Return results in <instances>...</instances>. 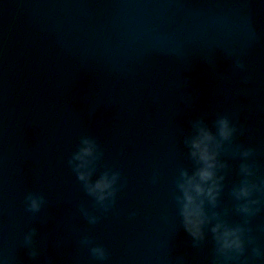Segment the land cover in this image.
<instances>
[{
	"label": "water",
	"instance_id": "obj_1",
	"mask_svg": "<svg viewBox=\"0 0 264 264\" xmlns=\"http://www.w3.org/2000/svg\"><path fill=\"white\" fill-rule=\"evenodd\" d=\"M6 1L0 0V9L6 10H0V94L10 103V88L26 90V101L13 100L17 112L41 106L36 104V94L43 98L51 87L55 90L58 81L67 86L77 80L76 74L93 78L101 66V77L113 86L118 99L174 108L166 119L169 129L193 134V123L200 115L209 119L204 125L213 134L221 117L264 121V0H41L47 4L36 14L34 1L40 0H15L28 10L18 15L7 12ZM14 10L18 12L20 7ZM13 16L19 18L6 29ZM84 43L88 55L95 57V70L78 68L72 61V52H79ZM38 47L45 49L41 69L33 63ZM60 49L65 54L58 60L55 54ZM95 105L99 115L93 120L76 112L53 114L50 122H44L51 133L37 138V144L25 135L34 124L28 123L31 118L18 123L23 132L19 137L24 140L19 149L22 163L14 173L17 180L6 177L5 185L7 190L8 184L16 185L18 193L2 192L3 214L16 218L13 225L0 223V241L15 238L16 230L24 239L28 227L35 229L37 213L28 212L24 202V208L20 207L17 197L22 183H29V173L44 171L46 162L36 157L45 154L52 158L50 164L58 176L77 183L74 202L80 208L63 203L60 214H55H59L56 221L61 226L72 222L78 229H87L86 238L93 243L77 257L79 264H264V255L258 259L251 254L254 240H264V166L260 165H264V145L253 148L250 140L256 132L263 133L239 125L238 137L232 124L236 128L233 137L221 142L218 163L223 167L217 169V178L223 177L221 192L214 206L205 201L208 241L197 245L184 230L176 201L181 195L176 187L181 172L191 176L196 168L185 141L169 142L162 137L160 126L140 117L139 108L133 112L122 106L108 116ZM181 112L186 114L185 120L180 118ZM3 115L0 111V119ZM114 115L125 123L114 124ZM133 119L136 125L131 123ZM55 136L61 144L55 142ZM84 138L99 146L91 181L106 172L120 174L114 203L106 211L88 194L69 164ZM55 145L61 152L69 150L68 162L55 157ZM246 151L251 153L247 157L243 155ZM242 166L251 175H245ZM245 181L256 187L250 197L237 200L234 191ZM245 206L251 214L240 210ZM76 210L80 214H72ZM89 217H96L97 222L90 223ZM52 218L54 214L49 213L46 220ZM217 223L244 229L249 252L239 255V261L231 260L234 253L219 254L216 240H209ZM97 245L107 250L106 261L93 258L90 248ZM9 251L12 254L15 248L9 247ZM67 257L70 255L65 254V262Z\"/></svg>",
	"mask_w": 264,
	"mask_h": 264
},
{
	"label": "clouds",
	"instance_id": "obj_2",
	"mask_svg": "<svg viewBox=\"0 0 264 264\" xmlns=\"http://www.w3.org/2000/svg\"><path fill=\"white\" fill-rule=\"evenodd\" d=\"M242 67V65H241ZM193 134L185 139V145L189 149V154L196 164L195 171L190 176L186 171L181 172L176 181V187L181 195L176 197L179 208V215L182 218L184 230L192 237L197 244L205 238V228L210 223L205 212V201L215 205L221 192V181L223 177L217 178L218 167H223L218 163L219 148L222 141H229L236 132V128L228 118L221 117L216 121V134H213L203 121L193 123ZM219 137V140H217ZM250 152H244L245 157ZM99 157L98 144L90 139L84 138L80 142L79 150L73 154L69 164L74 168L78 179L83 183L85 190L93 196L97 203L105 211L114 203L116 195V185L120 179L118 172L104 173L95 182L91 181V166ZM241 171L245 175H251L247 166H242ZM256 186H249L245 181L242 186L234 191L237 200L248 198ZM258 190V189H257ZM26 210L30 213H38L45 203L44 196L39 193H30L25 198ZM252 203H257L252 201ZM246 214H251V209L247 206L240 209ZM87 216V212L85 211ZM90 223H96V217H89ZM217 244V252L221 255L234 253L231 259H238L244 252V229L241 227H231L224 223H217L211 228ZM35 229L29 231L24 236L25 244L29 248V256L35 258L38 249L35 246ZM82 243L91 245L92 240L85 238ZM93 258L97 261L108 259L107 250L103 246H93L90 248ZM257 255H260L257 250Z\"/></svg>",
	"mask_w": 264,
	"mask_h": 264
}]
</instances>
